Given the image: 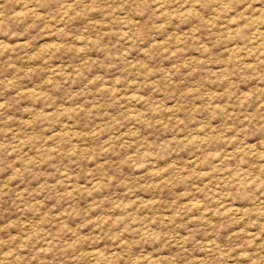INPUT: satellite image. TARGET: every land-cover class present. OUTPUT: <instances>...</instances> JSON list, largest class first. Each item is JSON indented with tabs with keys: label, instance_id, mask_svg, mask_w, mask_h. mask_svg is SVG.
Returning a JSON list of instances; mask_svg holds the SVG:
<instances>
[{
	"label": "rangeland",
	"instance_id": "obj_1",
	"mask_svg": "<svg viewBox=\"0 0 264 264\" xmlns=\"http://www.w3.org/2000/svg\"><path fill=\"white\" fill-rule=\"evenodd\" d=\"M0 264H264V0H0Z\"/></svg>",
	"mask_w": 264,
	"mask_h": 264
}]
</instances>
